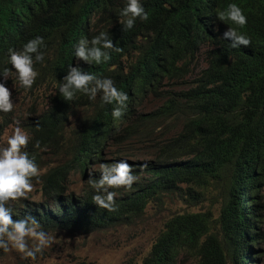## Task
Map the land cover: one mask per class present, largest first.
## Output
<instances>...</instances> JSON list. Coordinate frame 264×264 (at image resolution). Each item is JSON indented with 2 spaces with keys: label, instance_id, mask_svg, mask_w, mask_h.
Returning a JSON list of instances; mask_svg holds the SVG:
<instances>
[{
  "label": "trees",
  "instance_id": "16d2710c",
  "mask_svg": "<svg viewBox=\"0 0 264 264\" xmlns=\"http://www.w3.org/2000/svg\"><path fill=\"white\" fill-rule=\"evenodd\" d=\"M125 3L0 0V69L11 67L9 48L18 50L37 36L44 45L43 61L33 62L31 88L19 89L33 100L22 126L29 134L26 150L39 168L31 183L40 201L11 202L12 219L32 217L46 233L88 234L128 224L149 204H162L183 186L196 187L203 196L221 195L218 227L212 228L210 212L175 215L142 264H175L184 252L195 253L194 264H252L264 204V0H140L148 19L137 18L123 31L118 18ZM230 3L246 17L237 30L249 38L247 47L233 49L223 39L233 25L220 21L217 12ZM100 32L120 50H108L109 60L98 65L78 61V41ZM203 51L207 68L192 85L170 91L162 106L144 112L143 102L187 74ZM70 66L109 78L128 95L119 120L112 119L114 105L101 106L99 95L89 101L78 93L71 102L59 96ZM39 100L47 102L46 110ZM79 112L85 114L78 118ZM11 119L0 123V139ZM130 157L140 161L131 169L132 186L110 189L117 193L114 211L98 208L87 182L100 178L101 163ZM75 174L84 180L80 194L71 189Z\"/></svg>",
  "mask_w": 264,
  "mask_h": 264
},
{
  "label": "clouds",
  "instance_id": "9594fccd",
  "mask_svg": "<svg viewBox=\"0 0 264 264\" xmlns=\"http://www.w3.org/2000/svg\"><path fill=\"white\" fill-rule=\"evenodd\" d=\"M137 18L141 21L148 19L140 0H126L118 18L122 30L132 29ZM217 18L225 24L233 25L223 33V39L230 41L231 48L247 47L250 44L249 38L237 30L246 24V17L235 3L228 4L224 11H218ZM43 46L42 38L37 36L23 43L18 50L9 48L6 64L11 67L0 69V79L7 81L10 78L14 81V87L18 84L25 90L30 89L37 76L33 62L43 61ZM108 50L118 52L120 49L113 46L107 33L100 32L91 39L81 38L75 47L74 56L78 61L98 65L109 60ZM58 93L66 102L74 101L78 93L86 96L89 101H95L99 95L101 106L114 105L111 111L113 121L123 115L128 100V95L118 90L111 79L85 73L79 66L68 68L67 75L59 82ZM13 106L8 88L0 83V113L12 111ZM28 143V134L17 126L7 136L6 146L0 147V250L7 253L11 249L23 257L35 259L37 254L52 243V237L32 217L14 221L11 207V202L26 198V193L32 190V179L39 176L35 159L26 150ZM33 147L38 148L39 142ZM127 159L111 164L101 163L100 178L89 179L87 182L94 191L92 203L98 208L114 211V196L117 193L110 189L123 186L127 190L135 181L136 177L131 172L133 165H129Z\"/></svg>",
  "mask_w": 264,
  "mask_h": 264
},
{
  "label": "rangeland",
  "instance_id": "374dc122",
  "mask_svg": "<svg viewBox=\"0 0 264 264\" xmlns=\"http://www.w3.org/2000/svg\"><path fill=\"white\" fill-rule=\"evenodd\" d=\"M230 42V41H229ZM202 55L187 68V74L183 75L176 82L164 84L156 97L150 96L143 102L144 112H151L158 109L166 102L170 91H179L191 86L196 77L207 68L204 51ZM12 86H7L10 92V101L14 104L12 111L0 113V123L5 116L13 121L0 139V147L6 146L7 136L11 135L15 127L26 126V119L29 117L28 111L33 105V100L26 96V93L19 91L20 86L14 87L12 79L7 80ZM6 87V86H5ZM22 90V89H21ZM44 90L40 92L42 96ZM49 91L46 92L49 95ZM42 110L47 109V102L39 100ZM85 113L79 112L78 118ZM29 136V134H28ZM150 147V146H149ZM47 157L45 160H49ZM110 159V157H108ZM131 162L139 161L137 157L128 158ZM111 161V160H109ZM140 162V161H139ZM52 165H49V168ZM71 189L80 194L85 184L81 174H75L71 178ZM193 188V187H192ZM193 190L196 191L192 192ZM27 200L39 202L40 193L37 184H32V190L26 193ZM221 195L203 196L198 188L189 189L183 186L180 193L168 196L162 204L151 203L144 212L133 218L130 223L117 225L114 228L103 229L92 233H68L54 232L48 233L52 237V243L45 247L36 258L23 257L22 254L9 250L0 257V264H19L30 262L35 264H76L87 262L90 264H142L144 259L150 254L153 245L160 234L164 231L166 223L175 215L184 213H207L212 215V228H217L218 220L222 208ZM264 203V200H263ZM257 236L259 243L251 244V255L254 257V264H264V204L261 207V215L257 226ZM31 244V241H29ZM197 261L195 253H182L175 264H194ZM232 264V263H230ZM240 264V263H238Z\"/></svg>",
  "mask_w": 264,
  "mask_h": 264
},
{
  "label": "water",
  "instance_id": "95a60500",
  "mask_svg": "<svg viewBox=\"0 0 264 264\" xmlns=\"http://www.w3.org/2000/svg\"><path fill=\"white\" fill-rule=\"evenodd\" d=\"M127 161V163L129 164V165H134L135 163L134 162H131V160H126Z\"/></svg>",
  "mask_w": 264,
  "mask_h": 264
}]
</instances>
